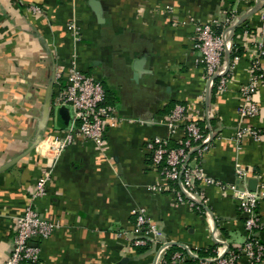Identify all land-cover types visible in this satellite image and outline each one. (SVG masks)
Listing matches in <instances>:
<instances>
[{
  "label": "crops",
  "instance_id": "1",
  "mask_svg": "<svg viewBox=\"0 0 264 264\" xmlns=\"http://www.w3.org/2000/svg\"><path fill=\"white\" fill-rule=\"evenodd\" d=\"M263 4L0 0V264L14 249V218L24 215L28 206L62 226L50 239L31 241L40 249L39 264H157L163 243L183 249L186 259L211 248L226 253L242 246L247 239L245 217L230 192L202 184L207 202L198 213L172 191H152L163 179L152 167L147 143L160 137L170 145L181 144L184 128L171 135L166 125L181 104L210 136L212 146L203 159L210 177L235 183L239 164L245 171L241 188L264 178V136L260 141L251 136L236 139L242 124L240 89L250 79L256 45L264 46ZM230 13L240 21L236 29L245 24L243 31L235 29L234 38L242 52L231 69L229 51L223 70H231L232 80L217 92L197 63L193 38L197 25ZM74 56L83 72L102 81L120 120L107 128L102 148L91 141L67 148L54 164L46 194L34 198L36 183L48 167L49 153L42 155L40 144L63 132L57 111L52 106L45 110L47 89L54 72L66 70ZM58 89L55 81L53 99ZM255 98L260 113L243 123L264 132V84ZM136 209H144L163 234L161 242L150 243L144 253L132 246L141 237ZM259 211L264 214V202ZM258 235L264 242V231ZM239 264H247L246 257Z\"/></svg>",
  "mask_w": 264,
  "mask_h": 264
},
{
  "label": "built area",
  "instance_id": "2",
  "mask_svg": "<svg viewBox=\"0 0 264 264\" xmlns=\"http://www.w3.org/2000/svg\"><path fill=\"white\" fill-rule=\"evenodd\" d=\"M261 15L264 19V4ZM31 9L40 13L41 9L32 6ZM239 23L235 13H230L223 18H216L208 23L197 25L193 38V47L197 52V63L203 66L205 78L208 84L215 85L216 77L218 91H224L232 80L231 70L225 72L227 53L233 50L235 30ZM74 35L78 34L74 24L69 25ZM250 35L251 32L246 31ZM239 57H235L231 69ZM251 76L248 83L240 89V104L238 113L242 124L237 130L236 139L241 140L251 136L255 141L262 140L264 132L258 128L244 125L243 121L254 118L260 113V104L256 95L264 84V46L256 45L250 59ZM55 81L59 86L58 92L51 104L55 111L65 107L69 110L70 120L66 128H62V135L47 139L40 144L42 155L49 153L42 177L36 183L34 198L46 194V184L51 180L53 167L58 157L72 145L81 141H91L97 147L105 145L107 128L119 122L120 117L115 107L108 103L107 93L102 81L93 75L83 72L77 60L72 57L66 70L56 72ZM171 135H174L178 127L185 131L184 139L179 147H171L168 139L156 137L147 143L152 167L157 169L163 179V183L153 185L152 191H173L171 184L178 183L180 190L174 193L179 202H188L191 207L198 208L206 205L204 191L201 185L215 186L224 192H230L235 199L239 212L245 217L244 229L247 239L242 246L232 248L226 253L215 250V256L200 260V264H239L242 257H246L247 264H264V242L260 240L258 233L264 231V214L259 207L264 202V178L260 177L255 191L241 188V182L245 179V171L237 164L238 181L226 184L210 177L204 167L205 153L212 143L198 120L188 117L186 107L178 104L173 109L166 121ZM199 205V206H198ZM136 225L141 237L134 239L133 247H142L148 244H159L162 238V230L147 216L144 209L133 211ZM14 249L9 259L4 264H39L40 249L31 246L34 238L50 239L61 229L59 222L43 219L40 213L28 206L24 215L14 218ZM159 251L157 264H168L166 254L169 249L162 244ZM196 259L197 256L188 259ZM183 253L177 252L172 256V264L176 261L186 260Z\"/></svg>",
  "mask_w": 264,
  "mask_h": 264
},
{
  "label": "trees",
  "instance_id": "3",
  "mask_svg": "<svg viewBox=\"0 0 264 264\" xmlns=\"http://www.w3.org/2000/svg\"><path fill=\"white\" fill-rule=\"evenodd\" d=\"M245 28V24L240 26L238 29H236V33H239L241 31H243V29ZM241 47L237 44V43H234V47H233V50H232V53H231V59L232 61H234L235 57L240 55L241 54ZM217 83H218V79H216V84H215V90L218 92V89H217ZM202 127V126H201ZM203 129V128H202ZM204 132H206L205 129H203ZM171 147H179V145L177 146H173V145H170ZM172 186V192H175V191H178L180 190V187H179V184L178 183H173L171 184ZM199 206V205H198ZM194 210H196L198 213H203L205 210H204V206H199V209L198 208H194ZM135 249H137V251L139 253H144L146 250H148L150 248L149 244L146 245V246H142V247H134ZM217 248H211L207 251H199L198 252V256L196 259H188L185 261V264H200V260H206L207 258H212L214 257L216 254H215V250ZM177 251H180L182 253H184L185 251L183 249H181L180 247L178 246H172L170 247V249L167 251V254H166V259H167V262L168 264H172V256L175 252Z\"/></svg>",
  "mask_w": 264,
  "mask_h": 264
},
{
  "label": "water",
  "instance_id": "4",
  "mask_svg": "<svg viewBox=\"0 0 264 264\" xmlns=\"http://www.w3.org/2000/svg\"><path fill=\"white\" fill-rule=\"evenodd\" d=\"M98 14H100V11H97ZM240 25V21L239 23L233 28L234 30L236 29V27ZM230 58V53H227V59ZM55 76H56V72H54L53 75V79L51 84L49 85L48 89H47V95H46V101H45V110L46 112L49 111L51 104H52V99L54 96V83H55ZM70 120V114H69V110L65 107L60 108L57 111V124L60 128H66L68 126ZM256 182H253V186L251 188H248L251 191H255L256 190Z\"/></svg>",
  "mask_w": 264,
  "mask_h": 264
}]
</instances>
